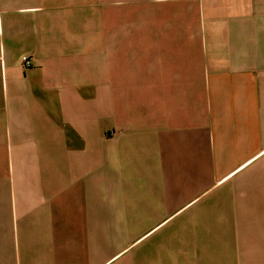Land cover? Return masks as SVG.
Segmentation results:
<instances>
[{"label":"crops","instance_id":"0c3cea01","mask_svg":"<svg viewBox=\"0 0 264 264\" xmlns=\"http://www.w3.org/2000/svg\"><path fill=\"white\" fill-rule=\"evenodd\" d=\"M0 264H264V0H0Z\"/></svg>","mask_w":264,"mask_h":264},{"label":"built area","instance_id":"2783aa9c","mask_svg":"<svg viewBox=\"0 0 264 264\" xmlns=\"http://www.w3.org/2000/svg\"><path fill=\"white\" fill-rule=\"evenodd\" d=\"M22 60H23V62H24V64L26 65V66H29L30 65V59H29V57L27 56V55H24L23 56V58H22Z\"/></svg>","mask_w":264,"mask_h":264}]
</instances>
